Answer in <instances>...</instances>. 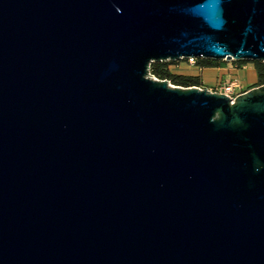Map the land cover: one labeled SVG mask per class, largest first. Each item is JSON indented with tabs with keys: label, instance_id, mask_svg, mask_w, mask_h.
<instances>
[{
	"label": "water",
	"instance_id": "obj_1",
	"mask_svg": "<svg viewBox=\"0 0 264 264\" xmlns=\"http://www.w3.org/2000/svg\"><path fill=\"white\" fill-rule=\"evenodd\" d=\"M264 0H0V264H264Z\"/></svg>",
	"mask_w": 264,
	"mask_h": 264
},
{
	"label": "rangeland",
	"instance_id": "obj_2",
	"mask_svg": "<svg viewBox=\"0 0 264 264\" xmlns=\"http://www.w3.org/2000/svg\"><path fill=\"white\" fill-rule=\"evenodd\" d=\"M221 62V61H217ZM224 71H215L214 68L199 69L196 65L190 66L185 60L170 65L173 74L198 77L201 88L214 89L220 81H237L242 89H250L255 85L256 73L253 63L245 62L237 65L234 62H224Z\"/></svg>",
	"mask_w": 264,
	"mask_h": 264
},
{
	"label": "trees",
	"instance_id": "obj_3",
	"mask_svg": "<svg viewBox=\"0 0 264 264\" xmlns=\"http://www.w3.org/2000/svg\"><path fill=\"white\" fill-rule=\"evenodd\" d=\"M237 65H242L245 62H234ZM174 64V62H160V63H152L149 68V73L152 77L157 80L167 81L173 86L182 87V88H191L198 87L201 88V81L198 77L194 76H184L173 74L170 71V65ZM224 64V62H215L208 59H196V66L199 69L205 68H215L220 67ZM253 66L256 73V82L252 87L264 86V63L262 62H253Z\"/></svg>",
	"mask_w": 264,
	"mask_h": 264
},
{
	"label": "built area",
	"instance_id": "obj_4",
	"mask_svg": "<svg viewBox=\"0 0 264 264\" xmlns=\"http://www.w3.org/2000/svg\"><path fill=\"white\" fill-rule=\"evenodd\" d=\"M186 63L190 66H194L196 64V59L190 58L185 60ZM207 89V88H206ZM212 93L223 94L230 99H234L240 94L244 93L246 90L242 89L240 84L237 81H220L214 89H207Z\"/></svg>",
	"mask_w": 264,
	"mask_h": 264
},
{
	"label": "crops",
	"instance_id": "obj_5",
	"mask_svg": "<svg viewBox=\"0 0 264 264\" xmlns=\"http://www.w3.org/2000/svg\"><path fill=\"white\" fill-rule=\"evenodd\" d=\"M215 71L219 72V71H224L225 67L224 66H220V67H215L214 68ZM246 90V89H245Z\"/></svg>",
	"mask_w": 264,
	"mask_h": 264
}]
</instances>
